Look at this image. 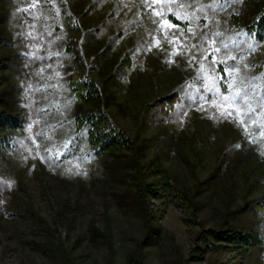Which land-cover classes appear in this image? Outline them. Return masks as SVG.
<instances>
[{
    "label": "rangeland",
    "instance_id": "1",
    "mask_svg": "<svg viewBox=\"0 0 264 264\" xmlns=\"http://www.w3.org/2000/svg\"><path fill=\"white\" fill-rule=\"evenodd\" d=\"M263 1L248 0L234 26L239 6L215 0H158L163 17L151 0H0V97L25 123L0 155V264H264V43L243 27ZM75 66L99 89L93 105L64 82ZM80 107L134 139L138 162L123 148L87 163L89 146L73 140ZM119 161L132 187L111 172ZM230 225L263 243L198 238Z\"/></svg>",
    "mask_w": 264,
    "mask_h": 264
},
{
    "label": "trees",
    "instance_id": "2",
    "mask_svg": "<svg viewBox=\"0 0 264 264\" xmlns=\"http://www.w3.org/2000/svg\"><path fill=\"white\" fill-rule=\"evenodd\" d=\"M215 1L218 4L219 8H224V10L228 9L227 6H234L235 8L239 6L238 11L232 12L229 18L230 20L234 19L232 22L234 26H238V22H240L238 21V19L243 13V9L245 8V5L248 0ZM204 2L207 4L208 0H204ZM69 16L70 13H67L64 17L68 18ZM245 18L246 19L243 23L244 29L250 36L254 37L257 43L261 46V44L264 43V1L261 2V4L256 8L255 11L250 14H246ZM71 49L73 51L72 47ZM73 57H76V53L73 54ZM78 70L79 69L77 67L76 69L70 70V75L69 72L66 74L68 75V78L66 77L67 79L64 82L67 84V87H69V90H71L77 95L76 101H80L81 103L84 102V104L93 105L95 100L100 96L99 89L95 85V82L93 80L86 78L85 75L80 74ZM215 72L218 71L212 65L208 68L206 72H204L206 75L204 84L207 87L208 84L211 83L213 78L215 77ZM208 78L211 79L209 80ZM4 106L5 99L0 97V155L5 154V152L9 151L10 149L12 150L14 145V141L12 140L11 135L12 132L22 129L25 125V123L22 121V117L20 118L18 113H14L10 110V108H5ZM73 120H75L77 123L75 126V134L73 140L79 146L82 140L87 143V146H89V148L85 150L84 153L86 154L85 157L87 158V163H90V161L94 159L98 160L101 156L105 154L107 156H121L119 150L123 148L134 152L133 154H131L132 157L129 163L138 162V159L136 158V152L139 149L138 144L135 143L134 139H131L129 136L125 135L124 131L119 126H115L113 122L110 121V123L108 124V115L105 114L104 111H99L96 109L93 110L91 109V107L88 108V110L86 111L85 107L82 109L80 107L78 113L74 115ZM104 123L107 125V127H104ZM70 144L71 142L68 143V149H65L66 153H68L69 151ZM129 163H120V161L117 163V165L113 163V170H111V172L114 174V169L117 168L116 172L118 174V179L121 181L128 180L129 187H132L134 185L133 182L129 184L132 178L129 176L128 171L126 170ZM53 165L57 167L56 163H54ZM98 166L99 165H97V167L95 168H92L93 170L89 169L88 172L93 175L98 173L100 171ZM164 175L167 179L164 186L167 187L169 185L171 186V189L174 188L173 179L167 176L168 174L166 173H164ZM140 187L144 193L146 191V193H151L153 196L159 195V192L156 191L155 187H152V184L144 183ZM6 190L7 189L5 188V191ZM173 191L177 192L176 190ZM190 201L193 202L191 198ZM260 204L261 203L259 201H255L250 205L245 204L244 208L248 209L247 207H257ZM141 207L144 208V224L147 226L143 237L144 239L142 238L141 240L143 242L149 237V231L153 227L152 225H150V222L152 220L151 216L149 217L147 215L145 207ZM7 211L10 213L11 209ZM198 238L202 239L205 242L206 247L217 249L233 248L248 251L251 246H260L263 243V237L261 235V232H259L258 230H255L253 228L245 229L232 225L224 228L208 227L206 229H203L202 232L199 233ZM215 240L218 241V243L214 245L213 241ZM56 246L58 247V249L62 250L66 257H69L68 260H70V253L63 248L61 243H56ZM135 264H142V262L136 260Z\"/></svg>",
    "mask_w": 264,
    "mask_h": 264
},
{
    "label": "snow or ice",
    "instance_id": "3",
    "mask_svg": "<svg viewBox=\"0 0 264 264\" xmlns=\"http://www.w3.org/2000/svg\"><path fill=\"white\" fill-rule=\"evenodd\" d=\"M147 2H148V0H145V3H147ZM157 2H158V0H151V4L149 5V7L153 9V14L154 15H156L157 17H163V12L162 11H155V7L154 6L157 4ZM161 2L175 4L177 2V0H161ZM169 11H171V9H169ZM173 14L175 15V13H173ZM158 23H159V27L161 28V30L164 29L165 25H167L168 27H172V25L169 24V22L167 20L161 19ZM173 39L176 40V39H179V38L178 37H173ZM157 44H159L158 41H157ZM174 54H179V53L178 52H174Z\"/></svg>",
    "mask_w": 264,
    "mask_h": 264
}]
</instances>
